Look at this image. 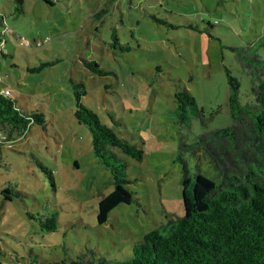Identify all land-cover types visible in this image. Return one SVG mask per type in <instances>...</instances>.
Returning a JSON list of instances; mask_svg holds the SVG:
<instances>
[{"label": "rangeland", "instance_id": "obj_1", "mask_svg": "<svg viewBox=\"0 0 264 264\" xmlns=\"http://www.w3.org/2000/svg\"><path fill=\"white\" fill-rule=\"evenodd\" d=\"M263 33L264 0H0V91L45 118L12 136L0 127V264L122 260L146 232L183 216V161L192 175L220 178L203 149L179 157L180 145L233 123L226 68L241 102L254 101L231 47ZM72 81L85 84L83 104L144 150L137 161L113 148L129 162L135 199L105 223L98 202L113 179L75 117ZM178 90L202 110L190 127L176 116ZM52 216L56 231L41 224Z\"/></svg>", "mask_w": 264, "mask_h": 264}, {"label": "trees", "instance_id": "obj_2", "mask_svg": "<svg viewBox=\"0 0 264 264\" xmlns=\"http://www.w3.org/2000/svg\"><path fill=\"white\" fill-rule=\"evenodd\" d=\"M231 50L249 75L254 101L241 102L240 82L226 68L233 123L201 133L190 143L183 141L179 153L182 157L184 150L203 149L219 174V182L202 173L192 175L183 161V216L146 232L142 241L132 245L131 256L115 261L101 258L99 264H264V57L260 53L264 50V33L246 46H232ZM87 65L101 75L109 73L94 60ZM72 86L75 117L89 128L95 157L110 170L113 179L114 190L98 202L97 220L105 223L113 209L135 199L129 187L133 182L128 174L129 162L113 148L137 161H142L144 150L119 136L97 112L83 104V82L72 81ZM175 100L179 124L190 127L192 116L202 113L195 97L188 90H178ZM32 122L44 124V115L25 112L10 92L0 91V127L7 129L9 136L23 133ZM2 193L12 191L5 188ZM41 224L50 231L58 227L53 216L41 220Z\"/></svg>", "mask_w": 264, "mask_h": 264}, {"label": "built area", "instance_id": "obj_3", "mask_svg": "<svg viewBox=\"0 0 264 264\" xmlns=\"http://www.w3.org/2000/svg\"><path fill=\"white\" fill-rule=\"evenodd\" d=\"M1 92L4 94H9L10 91L9 89H3ZM22 264H27V263H22Z\"/></svg>", "mask_w": 264, "mask_h": 264}]
</instances>
